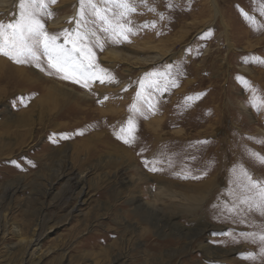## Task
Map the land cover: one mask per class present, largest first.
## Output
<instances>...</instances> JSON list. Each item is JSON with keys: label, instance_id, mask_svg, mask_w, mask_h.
I'll list each match as a JSON object with an SVG mask.
<instances>
[{"label": "rangeland", "instance_id": "374dc122", "mask_svg": "<svg viewBox=\"0 0 264 264\" xmlns=\"http://www.w3.org/2000/svg\"><path fill=\"white\" fill-rule=\"evenodd\" d=\"M39 18L70 51L65 30L83 37L94 77L64 79L42 44L0 54V264H264V0H56Z\"/></svg>", "mask_w": 264, "mask_h": 264}, {"label": "snow or ice", "instance_id": "6c2138e0", "mask_svg": "<svg viewBox=\"0 0 264 264\" xmlns=\"http://www.w3.org/2000/svg\"><path fill=\"white\" fill-rule=\"evenodd\" d=\"M56 0H21L20 8L21 14L20 19L15 23H0V54L8 56L9 58L15 60L17 63H24L23 59L25 56H32L36 58L35 52L32 50L33 44H42L44 48V54L48 56V65L50 68L55 69L56 72L65 73L64 79L74 78V76L68 75V71L71 69L74 72L80 71L87 74L88 78L94 77V73H88L87 69L90 65L85 66L82 62L77 63L72 58V52H82L83 48L77 47V42L82 41L83 37L77 33L75 40L69 38L67 30H65V44L71 43L72 50L66 49L62 44H57V37L50 36L45 30L44 24L39 18L41 11L46 10L48 3H55ZM125 9H128V4L125 2L121 5ZM95 7V5H93ZM135 11L134 8L130 9ZM49 15L51 13H48ZM99 15V12H97ZM101 19H106V17L101 16ZM39 66V65H37ZM104 82V78L95 77ZM77 83L81 81L76 79ZM84 86L87 87L88 84L85 82ZM131 121L129 124L131 125ZM123 131V129H122ZM119 138L124 139L125 143H131L132 139H125L123 136ZM260 163H264V156H260L258 153L253 154ZM155 161H153L152 171H157L155 167ZM147 166V162H146ZM248 182L256 187L259 182L253 181L251 177L247 176L246 170H242ZM259 196L261 201H264V186L260 187ZM264 215V212L261 213ZM264 240V236H261ZM250 258H254L252 254H249Z\"/></svg>", "mask_w": 264, "mask_h": 264}, {"label": "bare ground", "instance_id": "6f19581e", "mask_svg": "<svg viewBox=\"0 0 264 264\" xmlns=\"http://www.w3.org/2000/svg\"><path fill=\"white\" fill-rule=\"evenodd\" d=\"M0 5H7V2H5L4 0H0ZM148 60V59H147ZM21 76L23 77V73H21ZM20 77V76H19ZM21 79V78H20ZM98 90V89H97ZM57 91H60V94L59 95H63V97L65 98V101L66 100H68L69 101V99L72 97V95H74V91L72 90V89H62L61 87H55V89H54V91H53V93L55 92H57ZM53 93H51V95L54 97V95H55V93L53 94ZM61 97V96H60ZM56 98H59V97H56ZM53 100V102L54 103H57V101H56V99L55 98H53L52 99ZM57 106H58V103H57ZM58 114V113H57ZM55 115V114H54ZM23 118H21L20 119V124L22 123V121L24 122V121H26V120H28V119H23ZM126 120V119H125ZM28 122V121H27ZM127 122V121H126ZM24 125H25V123H23ZM73 180H74V182H73V184L75 185V186H80L81 185V180H80V178H78V177H75V178H73ZM83 189V188H82ZM81 191V190H80ZM82 193H83V191H81V195H82ZM80 195V196H81ZM82 199V198H81ZM174 199V198H173ZM147 209H149V213H151V217H153V214H155V212H153L154 210H153V208L152 207H147ZM159 212V211H158ZM161 213V212H160ZM153 219H156V218H154L153 217ZM159 219V222H161V223H163V220L161 219V218H158ZM168 224L167 225H173V224H171L172 222H171V220L170 219H168V222H167ZM157 225L158 226H160V224H158L157 223ZM200 227V226H199ZM209 226H207L206 228H202V229H200V233L202 234V235H206V233H207V231L209 230ZM161 229V228H160ZM187 235H188V233H187ZM193 235V234H192ZM196 235V234H195ZM194 236V235H193ZM192 236V237H193ZM247 236V235H246ZM201 243V242H200ZM33 244H35V242L33 243ZM202 250H203V252H204V254L206 255L205 257L207 258V259H210V257H216V258H220V257H226L227 256V253H229L230 252V250H217V251H213V252H211V248L210 247H208V246H202ZM253 251V250H252ZM210 262V261H209Z\"/></svg>", "mask_w": 264, "mask_h": 264}]
</instances>
